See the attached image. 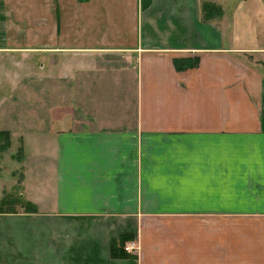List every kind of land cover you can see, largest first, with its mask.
<instances>
[{
	"label": "crops",
	"instance_id": "0c3cea01",
	"mask_svg": "<svg viewBox=\"0 0 264 264\" xmlns=\"http://www.w3.org/2000/svg\"><path fill=\"white\" fill-rule=\"evenodd\" d=\"M0 7L1 49L57 84L39 128L1 130L0 264H264V0Z\"/></svg>",
	"mask_w": 264,
	"mask_h": 264
},
{
	"label": "rangeland",
	"instance_id": "374dc122",
	"mask_svg": "<svg viewBox=\"0 0 264 264\" xmlns=\"http://www.w3.org/2000/svg\"><path fill=\"white\" fill-rule=\"evenodd\" d=\"M0 6H2V0H0ZM2 11L0 7L1 22L5 14ZM4 34V30L0 28V131L7 129L19 133L24 130H34L39 128L41 119L47 113L42 103L46 104L47 99L56 96L49 90L52 85L55 89L57 84L43 82L41 76L44 78L42 75L44 73L40 71L41 61L32 60L30 58L32 52L1 49L7 43ZM60 118L65 120V125L71 126L75 117L72 111L64 110L57 113L58 125ZM6 145V138L1 135L0 170H3V179L0 178V195L2 190L4 195L7 194L8 198H12L15 197L16 191L12 195L11 192H7L6 186L7 182L10 183L11 171L15 170L14 159L21 158L22 146L18 143V138L12 146L11 140L8 146ZM11 147H14V150ZM15 173L18 172L15 171ZM6 204L1 203L0 208L7 209L9 205Z\"/></svg>",
	"mask_w": 264,
	"mask_h": 264
},
{
	"label": "trees",
	"instance_id": "16d2710c",
	"mask_svg": "<svg viewBox=\"0 0 264 264\" xmlns=\"http://www.w3.org/2000/svg\"><path fill=\"white\" fill-rule=\"evenodd\" d=\"M1 135L5 136V138L7 140V145L6 146H8V143L10 142V132L9 131H0V137H1ZM122 239H123V237L121 236L120 240H114L112 242L111 250H112L113 256H115V257L123 256V255L126 256V257L130 256L125 251L122 250V248H123V246L121 245V243L123 242Z\"/></svg>",
	"mask_w": 264,
	"mask_h": 264
},
{
	"label": "built area",
	"instance_id": "2783aa9c",
	"mask_svg": "<svg viewBox=\"0 0 264 264\" xmlns=\"http://www.w3.org/2000/svg\"><path fill=\"white\" fill-rule=\"evenodd\" d=\"M137 249V245L135 242H130L125 245V251L127 252H134Z\"/></svg>",
	"mask_w": 264,
	"mask_h": 264
}]
</instances>
